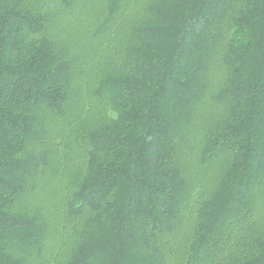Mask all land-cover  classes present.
<instances>
[{
    "label": "trees",
    "instance_id": "16d2710c",
    "mask_svg": "<svg viewBox=\"0 0 264 264\" xmlns=\"http://www.w3.org/2000/svg\"><path fill=\"white\" fill-rule=\"evenodd\" d=\"M78 1L0 0V264H264V0H132L123 68L94 80L44 9ZM211 99L199 162H223L194 190L182 154Z\"/></svg>",
    "mask_w": 264,
    "mask_h": 264
},
{
    "label": "rangeland",
    "instance_id": "374dc122",
    "mask_svg": "<svg viewBox=\"0 0 264 264\" xmlns=\"http://www.w3.org/2000/svg\"><path fill=\"white\" fill-rule=\"evenodd\" d=\"M111 0H79L74 8L64 11L57 2L47 3L45 10L52 13L49 24L51 36L60 43H64L70 48L73 56L81 55L83 62L80 64L86 75L96 77H105L120 72L123 68V60L126 50L133 40L132 30L136 27L141 16L140 3H132V0L124 2L118 15L110 16L109 6ZM108 18L110 20H108ZM79 76L75 80L76 86L85 91L91 87L86 84L88 78ZM216 73V78L220 77ZM95 83L91 85L96 87ZM216 79L212 77V81ZM89 89H86V88ZM86 97V96H85ZM83 97V98H85ZM82 106L93 108V117L100 119L106 115V102L103 98L82 100ZM81 102V103H82ZM221 105L213 99L203 106L199 117L195 120L194 131L191 134V142L182 154V163L188 170H192L195 177V188L203 186L209 188L215 183L223 159L214 162L200 163L201 144L204 140L206 131L221 115ZM85 108V109H86ZM64 183V182H63ZM198 185V186H197ZM56 186H53L55 188ZM62 189V186H59ZM50 206L49 213L56 216L51 219L56 232L62 239L71 238L73 233H67L63 230V222L59 218L58 210L51 206L49 198H44ZM42 202L41 195L34 197L31 201L23 204L25 209L33 210V204ZM65 234V235H64Z\"/></svg>",
    "mask_w": 264,
    "mask_h": 264
}]
</instances>
